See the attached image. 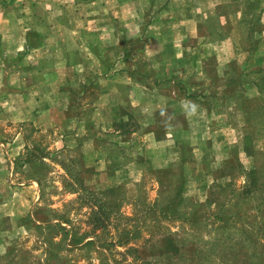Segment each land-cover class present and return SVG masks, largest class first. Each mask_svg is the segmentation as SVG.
<instances>
[{"label":"rangeland","instance_id":"rangeland-1","mask_svg":"<svg viewBox=\"0 0 264 264\" xmlns=\"http://www.w3.org/2000/svg\"><path fill=\"white\" fill-rule=\"evenodd\" d=\"M141 262L264 264V0H0V264Z\"/></svg>","mask_w":264,"mask_h":264},{"label":"trees","instance_id":"trees-1","mask_svg":"<svg viewBox=\"0 0 264 264\" xmlns=\"http://www.w3.org/2000/svg\"><path fill=\"white\" fill-rule=\"evenodd\" d=\"M41 157H44V155ZM106 205L107 204L102 202V206L100 204H93V206H91L90 217H91V220H93V223H91L90 225L91 230L84 232V234H81L80 237H76L77 232L72 230L73 227L69 228V230L64 234V236H68L70 232L72 233L70 235L69 244L75 245L77 243H81L84 241V239L88 237L89 234L94 235V240H87L84 242V244L95 242L96 240L99 239V236L96 232L100 230H102V247H103V244L108 243V242L114 246L125 247L128 243L131 242V240L137 238L136 233L138 231L130 232L129 230L125 228L116 230L113 233L110 232V229L108 228L110 227V224H111V218H109L111 214H110L108 206ZM62 217L63 216H61L59 219L60 221L58 223V226H61L60 225L61 222L69 221L66 218H62ZM61 229L63 230L64 227H61ZM143 262H141L140 264H142Z\"/></svg>","mask_w":264,"mask_h":264}]
</instances>
